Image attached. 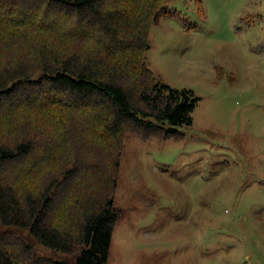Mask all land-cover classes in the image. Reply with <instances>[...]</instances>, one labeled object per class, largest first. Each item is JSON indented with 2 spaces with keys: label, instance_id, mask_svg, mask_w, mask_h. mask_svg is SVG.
I'll return each mask as SVG.
<instances>
[{
  "label": "trees",
  "instance_id": "obj_1",
  "mask_svg": "<svg viewBox=\"0 0 264 264\" xmlns=\"http://www.w3.org/2000/svg\"><path fill=\"white\" fill-rule=\"evenodd\" d=\"M171 2L0 0V264H108L125 139H181L199 101L148 67Z\"/></svg>",
  "mask_w": 264,
  "mask_h": 264
},
{
  "label": "rangeland",
  "instance_id": "obj_2",
  "mask_svg": "<svg viewBox=\"0 0 264 264\" xmlns=\"http://www.w3.org/2000/svg\"><path fill=\"white\" fill-rule=\"evenodd\" d=\"M170 9L151 28L148 67L199 101L181 139H125L108 264H264V0ZM19 112L0 114V130ZM15 231L38 257L68 258Z\"/></svg>",
  "mask_w": 264,
  "mask_h": 264
}]
</instances>
